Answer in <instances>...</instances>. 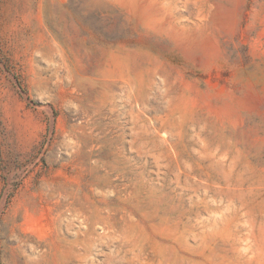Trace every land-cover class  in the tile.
Here are the masks:
<instances>
[{
  "label": "rangeland",
  "instance_id": "rangeland-1",
  "mask_svg": "<svg viewBox=\"0 0 264 264\" xmlns=\"http://www.w3.org/2000/svg\"><path fill=\"white\" fill-rule=\"evenodd\" d=\"M0 264H264V0H0Z\"/></svg>",
  "mask_w": 264,
  "mask_h": 264
}]
</instances>
